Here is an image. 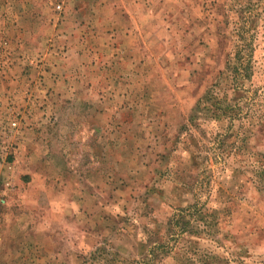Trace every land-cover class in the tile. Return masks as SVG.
<instances>
[{
  "label": "rangeland",
  "instance_id": "1",
  "mask_svg": "<svg viewBox=\"0 0 264 264\" xmlns=\"http://www.w3.org/2000/svg\"><path fill=\"white\" fill-rule=\"evenodd\" d=\"M0 264H264V0H0Z\"/></svg>",
  "mask_w": 264,
  "mask_h": 264
},
{
  "label": "built area",
  "instance_id": "2",
  "mask_svg": "<svg viewBox=\"0 0 264 264\" xmlns=\"http://www.w3.org/2000/svg\"><path fill=\"white\" fill-rule=\"evenodd\" d=\"M60 8H61L60 5H57V6H56V9H57V10H60Z\"/></svg>",
  "mask_w": 264,
  "mask_h": 264
}]
</instances>
